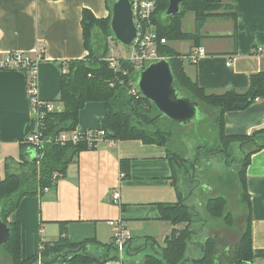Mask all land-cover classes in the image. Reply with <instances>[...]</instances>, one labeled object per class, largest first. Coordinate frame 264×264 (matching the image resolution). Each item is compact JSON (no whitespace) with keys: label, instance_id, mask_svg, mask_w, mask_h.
<instances>
[{"label":"crops","instance_id":"0c3cea01","mask_svg":"<svg viewBox=\"0 0 264 264\" xmlns=\"http://www.w3.org/2000/svg\"><path fill=\"white\" fill-rule=\"evenodd\" d=\"M234 8L235 38L232 20L225 24L219 18L226 16H212L199 40L206 55L195 64L182 62L186 75L207 93L246 89L250 76L264 71V0H235ZM84 9L99 19L110 15L105 0H0V51H33L41 42L44 54L38 64L37 96L56 102L61 110V75L69 62L88 55L81 25ZM193 30L194 22L189 31ZM177 43L184 44L183 50ZM169 44L179 54L194 48L189 40ZM259 46L263 47L262 55L256 53ZM229 58L232 62L226 65ZM26 87L24 72L0 71V177L20 170L22 162L35 154L24 141L37 128ZM106 112L103 102H87L79 111L76 129L100 128ZM223 121L226 134L255 133L259 143L264 142V99L244 109L225 112ZM122 159L129 161L125 177L120 170ZM245 184L252 259L243 264H264V146L249 157ZM114 192H118L117 203L112 199ZM177 200L165 146L140 139H105L93 149L80 151L68 164L65 176L47 190L22 197L8 221L19 225L22 259L39 257L42 243L58 240L63 225L72 243L94 238L100 244H109L114 232L108 224L110 220L124 223L133 244L135 236L142 234L159 246L157 237L169 235L176 227L160 219L159 205ZM62 264L125 263L121 259ZM127 264L137 263L129 260Z\"/></svg>","mask_w":264,"mask_h":264},{"label":"trees","instance_id":"16d2710c","mask_svg":"<svg viewBox=\"0 0 264 264\" xmlns=\"http://www.w3.org/2000/svg\"><path fill=\"white\" fill-rule=\"evenodd\" d=\"M105 1L111 13L114 0ZM234 2L235 0H185L177 14L166 16L168 0H155V9L150 22L158 34L166 39V43L159 49L160 53L169 56L168 61L174 76V86L184 95L197 101L204 113L200 121L186 127L178 126L164 117L147 98L143 96L135 98L128 93V81L132 79L135 82L138 74L133 65L121 62V70L114 71L104 59L108 55L107 37L112 35L110 15L99 19L87 9L82 11L81 25L88 55L84 59L69 62L67 70L61 75L60 101L63 103V108L45 116L43 135L53 140L63 132L70 133L76 129L79 111L87 102H103L107 112L100 128L106 132L105 139L115 141L140 139L146 143L165 146L172 171V183L178 200L175 203L159 205L160 219L169 221L176 227L171 230L162 247L151 239H146L143 246L135 245L130 240L124 252L120 254L113 242L100 244L94 238L70 242L65 235V226L60 223L63 227L59 239L42 243L41 264H62L66 261L105 263L109 260H123L124 253L133 256L143 250L148 241H151L153 251L157 250V247L160 248L157 250L160 254L156 252L145 254L143 264H216L218 245L215 238L207 235L200 242L193 240V236L200 235L206 224L196 223L200 220L198 215L185 203V198L191 191V185L188 181H185V184L179 183L177 178L179 167L177 163L179 159L181 161L179 142L188 138L195 142L197 152L200 153L195 165L191 164L194 170L199 161L210 156L226 155L229 158L226 163L233 161L231 149L234 144L243 149V157L237 160L238 166L241 165L242 169L236 170V178L241 183L244 197H246L244 202L247 203V227L239 242L232 245L230 264H243L251 261L252 246L245 168L252 152L262 148L264 142L259 143L254 137L255 133L250 135L226 134L223 115L227 111L246 108L254 102L255 98L264 99V71L252 74L246 89L207 93L184 72L182 56L185 54H179L169 44L172 41L189 40L194 47L199 46V40L202 38L201 30L206 21L218 15L231 18L234 23L232 37L235 38ZM189 12L194 16V30L184 31L182 22ZM123 70H126V74H122ZM134 120L142 126L133 123ZM170 141L175 145L174 148L168 147L172 145L169 144ZM246 143L253 144V149L245 150L244 144ZM85 149H93V147H88L84 142L76 144L69 142L64 145L48 143L42 148L39 164L34 154L33 157L22 162L23 166L20 170L7 172L0 177V217L10 227L9 238L1 248L9 259L8 264H34L37 261V256L21 258L19 225L8 221V217L18 206L20 199L42 191L44 187H49L57 179L65 176L68 164L77 157L80 151ZM120 170L124 177L128 175L129 161L127 159L120 160ZM190 170L184 169L186 177L189 173L190 177L192 176ZM225 205V197L216 195L206 200L205 210L209 216L225 221L230 215L229 212L225 213ZM184 223L185 225L181 227ZM192 245L195 248H192ZM195 249L199 253L198 256H194ZM105 252L107 254L104 258ZM90 253H94L95 257ZM187 256L191 260L182 263Z\"/></svg>","mask_w":264,"mask_h":264},{"label":"built area","instance_id":"2783aa9c","mask_svg":"<svg viewBox=\"0 0 264 264\" xmlns=\"http://www.w3.org/2000/svg\"><path fill=\"white\" fill-rule=\"evenodd\" d=\"M132 9V19L136 26V34L128 47L118 43L113 35H109L108 55L104 58L109 67L114 71L121 70V62L132 64L134 70L139 73L149 63L158 59H168L167 56L160 53V47L166 43V39L161 37L154 25L150 22L151 15L155 9V0H130ZM119 48L115 52V48ZM256 53L262 55L263 47L256 48ZM44 46L41 42L37 43L33 51H0V71H22L27 77V95L33 109L36 119L37 128L29 133L24 141L34 149L37 164L42 157V148L45 144L56 143L64 145L65 143L76 144L84 142L88 147L96 145L105 140V130L102 128L78 130L75 129L70 133H61L53 140L44 137V118L48 113L55 112L58 109L54 101L42 100L37 96L38 86V64L43 60ZM206 55L205 48L202 45L195 46L189 53L182 56L183 60L195 64L200 58ZM232 58L227 60L226 65H230ZM122 74H126L123 70ZM115 82V80H114ZM123 84V82H121ZM128 93L139 98L142 96L135 82L131 79L128 81ZM260 98H255L258 101ZM49 187H44L47 190ZM118 192H114L112 199L118 202ZM108 224L113 227L112 236L113 245L118 252L122 254L128 241L131 240L126 232L124 223L121 220H110ZM38 263H41L40 256L37 257Z\"/></svg>","mask_w":264,"mask_h":264},{"label":"rangeland","instance_id":"374dc122","mask_svg":"<svg viewBox=\"0 0 264 264\" xmlns=\"http://www.w3.org/2000/svg\"><path fill=\"white\" fill-rule=\"evenodd\" d=\"M193 13L189 12L185 15L183 20V29L186 31L192 30L193 28ZM215 18H212V20ZM219 20H225V24H229L231 19L221 17ZM227 21V22H226ZM101 35V34H100ZM109 37V36H108ZM107 37V45L109 47V39ZM173 42V41H172ZM177 47H181L183 50V43H177ZM119 48V45L115 48V52ZM169 58V56H167ZM211 111V109H208ZM206 113V111H205ZM197 118L203 115L202 109L198 111ZM133 123H136L142 126L137 120H134ZM256 137V135L254 136ZM180 147V159L178 160L177 165L179 166L177 169V178L179 183H186L188 181V176H185L184 169L182 168V160L185 158L188 160H192L194 157V148L196 147L195 142L191 139H183L179 142ZM172 144L171 141L169 143ZM175 145L168 146L169 148H174ZM253 147V144L246 143L244 144L245 150H249ZM243 149L239 147V145L234 144L231 149V156L233 161L226 163L229 160L228 156L220 155V156H210L209 158H204L202 161H199L196 169H191L190 172L192 174L191 178H196L197 181H193L190 184L195 191L190 196V198H185V203L193 209V211L198 215L199 218L206 220V226H204L203 231L200 235L193 236V240H198L209 235L212 238H215L218 245L217 252V260L216 264H218V257L220 252L224 251L226 255H230L232 250V245L239 242L241 235L244 233L245 228L247 227V207H246V197H244L243 189L241 187V183L236 178V170L242 169V166L237 163V160L243 157ZM185 167L189 165L184 164ZM186 181V182H185ZM197 183V184H196ZM187 186V185H186ZM182 189V188H181ZM222 195L226 199L225 205V213L229 212V217L225 221L223 219L214 218L209 216L205 210V202L209 197ZM243 201V202H242ZM184 224H181V227ZM168 234H165L163 237L159 235L157 238L159 240V246L164 244V240ZM145 238L142 234L136 235L134 238V243L138 246H143L145 243ZM146 245V244H145ZM158 245V244H157ZM192 248H195L192 245ZM160 248L157 247V250ZM194 251V250H193ZM220 251V252H219ZM160 252V251H158ZM155 253V251L151 248V241H148L146 247L143 250L137 252V254L133 256L123 254L124 263L127 264L129 260H136V263L143 262V258L145 254ZM199 253L195 249L194 256H198ZM9 259L3 249L0 246V264H8Z\"/></svg>","mask_w":264,"mask_h":264},{"label":"water","instance_id":"95a60500","mask_svg":"<svg viewBox=\"0 0 264 264\" xmlns=\"http://www.w3.org/2000/svg\"><path fill=\"white\" fill-rule=\"evenodd\" d=\"M184 1L168 0L165 15L177 14ZM110 30L118 43L125 47L131 44L136 34V26L132 19L130 0H114L112 2ZM135 84L143 97L150 100L164 117L178 126L186 127L196 124L204 117L202 111L203 115L197 118L198 111L201 109L198 102L184 95L174 86V76L168 59H158L146 65L136 75ZM9 234L10 227L0 217V246L7 242ZM155 252L160 254L157 250ZM90 254L95 257L94 253ZM106 254L107 252L103 254L104 258ZM189 260L191 258L187 256L182 263Z\"/></svg>","mask_w":264,"mask_h":264},{"label":"flooded vegetation","instance_id":"af4514ba","mask_svg":"<svg viewBox=\"0 0 264 264\" xmlns=\"http://www.w3.org/2000/svg\"><path fill=\"white\" fill-rule=\"evenodd\" d=\"M197 150H198V148L197 147H195L194 148V157H193V159L192 160H188V159H184V160H182V165H183V169H185V170H190V167H192L191 166V164L192 165H195V163L197 162V158H199V155H200V153L199 152H197ZM184 164H187V165H189L188 166V168H187V166L185 167V165ZM191 169H193V167L191 168ZM190 174V173H189ZM197 181V179L196 178H191V177H188V182H189V184H192V182L193 181ZM197 184V183H196ZM196 185H194L193 187H195ZM193 187L191 186V191L189 192V194L187 195V198H190V196L193 194V192L195 191V188L193 189ZM198 219H200V220H198L196 223H198V224H206V220H203L202 218H198ZM195 223V224H196ZM204 228V227H203ZM195 236H197V234H195ZM195 241V240H194ZM231 255V254H230ZM230 255H226L225 254V252L224 251H222V252H220V255H219V257H218V264H230ZM216 260H217V257H216Z\"/></svg>","mask_w":264,"mask_h":264}]
</instances>
